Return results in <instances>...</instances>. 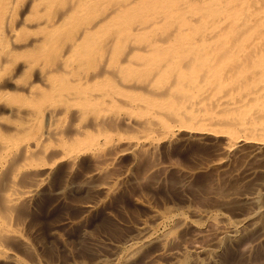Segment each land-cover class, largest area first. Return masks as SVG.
<instances>
[{
  "label": "bare ground",
  "instance_id": "bare-ground-1",
  "mask_svg": "<svg viewBox=\"0 0 264 264\" xmlns=\"http://www.w3.org/2000/svg\"><path fill=\"white\" fill-rule=\"evenodd\" d=\"M29 1L18 25L19 0H0V264H264V0ZM184 140L213 155L168 182L176 162L160 152ZM143 152L158 159L143 179L180 197L118 218L108 206L136 180L120 163ZM46 197L80 216L43 235ZM99 214L124 235L97 232Z\"/></svg>",
  "mask_w": 264,
  "mask_h": 264
},
{
  "label": "rangeland",
  "instance_id": "rangeland-1",
  "mask_svg": "<svg viewBox=\"0 0 264 264\" xmlns=\"http://www.w3.org/2000/svg\"><path fill=\"white\" fill-rule=\"evenodd\" d=\"M28 2H30V1L29 0L28 1L27 0H19V2H17V6H18L16 8L17 11L15 10L13 12V15L11 16V19H10V23L11 24H15L16 23V24L19 25L21 23V20L23 19V16H24V18H26L27 17V14L28 15L31 14L30 13L31 11L30 12L27 11L28 5H29ZM0 6L2 7V5H0ZM33 6L34 5H32V7L30 6L29 8H31V10H32L33 9ZM33 13L31 14V17H30L31 19H33V17L35 16V14H33ZM1 25L2 24H0V26ZM28 30H30V29L22 28V33L19 36V40L20 39L21 40H24L28 36H29L28 38H31L30 35L33 32L31 30L30 31H28ZM35 50L36 49H33L31 47L29 49H24V50H21V51L20 50L17 51V54L18 55L20 54L18 57H16L18 60L16 62H12V64L9 66V70L12 71V70L17 69L16 67H17V64H18V61L19 60H22L23 58L24 59H27V58L28 59H31L32 57L36 56V54L38 53L39 50H37V51H35ZM22 55H24V56H22ZM31 55H33V56H31ZM28 75H29V73L25 74V76H27V77L30 76L31 77V74L29 76ZM31 78H35V77H33V75H32ZM12 97H14V98L13 99L11 98V101H16V102H21L22 101L21 96H18L16 94H14ZM18 98H20V99H18ZM182 142H184V143H182ZM182 142L176 143V144H174V145H172L170 147H164L163 148V153L160 152L161 153L160 154V157H159L160 160L161 159L163 160L164 159L163 156L166 155V153H167V155L169 153L170 155L168 157L171 160H173L174 162H176V163H174V165H176V166H174L173 169H170L169 171H167L166 172L167 174H164L163 175V177H165V178H169L170 177L169 180H168V182L170 181L171 178H176V177H180V176L182 177L183 176V173L178 170L179 168L194 169L195 167H197L202 162L203 163L204 162L206 163V162L210 161L211 160V157L213 155V146L210 145V144L207 145V144L199 143V142L193 141V140H189V141L184 140ZM176 156H177V158H176ZM202 156H204V157H202ZM208 157H210V158H208ZM153 158H149V154H147V152H143L141 155H139V160L136 159L135 162L133 161L135 164L132 163V159H130V158H125V159H123L121 161L120 168L123 167L122 169H125V168L130 169L131 173L136 177V180L134 182L133 181H128L126 183L128 185H125L124 188H123V191L118 194L119 195L118 197H116L117 200L120 199L122 201V203H119L118 204V203H115L112 200L111 204L108 206V208L110 210L116 211V216L118 218H120V217H131L132 218L133 217L134 219L132 218V220L148 218L147 216L148 215H151V213H150V211H148V208L144 206L145 204L147 205L148 203H150V206L153 207V210L156 211L157 213L158 212L160 213V212H164V210L166 211V206H165L166 202L169 201L168 203H171L170 200H173V199L177 201L178 200L177 198L180 197L179 196L180 194L178 192H176V190L171 187V184L167 183V185L162 186V189L154 188V187H151L150 184L148 183L149 180L147 179V177H144L143 176V173L147 169L146 167H148L149 165H151V163H152L153 160L154 161L158 160L157 158H154V159ZM203 158H205V159L202 160ZM148 159H149V161H146ZM131 165H133V166H131ZM89 168H90V162L87 160L83 164V170L85 171V170H87ZM64 169H66V168H62L63 171H64ZM63 171H61V172H63ZM214 171L215 170H208L206 172H195L194 175H192V177H191L192 179L190 178V182L191 183H196V182L202 183L205 180H208V179H210L212 177L214 178V177H217V175L219 176L218 172L216 171L214 173ZM78 175L80 176V174H78ZM78 175H75L74 178L75 179L79 178ZM61 176H62V174H61ZM140 177H142L141 178L142 180H145L146 179L148 181H146V180L145 181H142L140 179ZM138 178H139V180H138ZM143 178H145V179H143ZM136 181H138V183ZM220 181H221V183H223V188H232L235 185L236 182H239L240 181V179L233 176V178L232 177H227V178H224V181H223V179H220ZM57 182H60V178L57 179ZM238 184H237V186H238ZM197 190L200 191L199 188H196V191ZM196 191H193V193L195 194ZM80 194H83V193H79V194H77V196L80 195ZM148 194L151 195L152 198ZM170 197H174V198H170ZM144 201H147L148 203L147 202H144ZM53 202H54V199L53 198H50V197L47 198L46 197L41 202L42 203L41 204V207L42 208L40 209V211L36 215V219L38 220V224L42 228V231H43L42 234L43 235H46L47 234L48 229H49L51 223L54 221V219H57L58 217H60L61 214L63 213V211L65 212V210H67V211L70 210L69 213L72 216H75V217L80 216V210L78 208H73V207H70L68 205H66V206H61L60 205L59 206L58 204H56L55 205V209H51V207L49 208L50 204L53 203ZM66 203H68V201ZM121 205H123V206L121 207ZM109 217H107V216L105 217V215L99 214L94 219L95 221L98 222V225H99V229H97L96 231L98 232V230H99V232L100 231L102 232L103 229L104 230H108L111 233L113 232L112 234H113V236L116 235V238L120 237L122 234L124 235V230L123 231L122 230H117V229H122L121 226L117 225L118 224L117 223V220L116 219H111V218H110L111 219L110 220V219H108ZM117 217H115V218H117ZM108 223L109 224L111 223V224L109 225ZM158 223L159 222H157V224H155L156 228L158 227L157 230L163 231L164 230L163 224H160L159 223V226H158ZM104 224H105V226H104ZM109 227H111V228H109ZM113 227H115L116 229H114ZM119 227H121V228H119ZM116 231H117V233H116ZM120 232L121 233L123 232V233L122 234H119ZM71 233H72V236L76 237V235H78V229H73ZM55 244L56 243H53V246L55 248L54 249V252L56 250H58V251L55 252V253H58L61 250L60 249H57L56 248L57 245H55ZM16 246L19 249H21V244L20 243H16ZM49 252H50V250H49ZM25 253L27 254L29 252H25Z\"/></svg>",
  "mask_w": 264,
  "mask_h": 264
}]
</instances>
